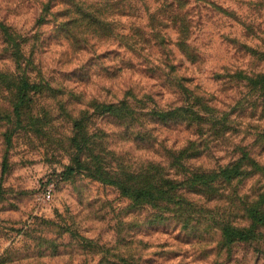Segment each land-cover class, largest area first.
<instances>
[{"label":"rangeland","instance_id":"rangeland-1","mask_svg":"<svg viewBox=\"0 0 264 264\" xmlns=\"http://www.w3.org/2000/svg\"><path fill=\"white\" fill-rule=\"evenodd\" d=\"M45 1L0 0V264H264V228L236 243L217 231L222 220L246 225L247 194L264 181L158 208L99 179L150 180L161 163L164 180H177L188 170L181 148L200 147L191 163L214 167L239 155L246 128L264 132V118H248L253 93L234 78L264 70V0H188L190 22L162 15L166 0H110L98 21L86 13L103 1L75 0L86 12L65 26L39 19ZM180 94L208 102L199 133L180 112L152 111ZM124 98L140 110L102 111ZM76 156L91 168L68 174Z\"/></svg>","mask_w":264,"mask_h":264},{"label":"trees","instance_id":"trees-1","mask_svg":"<svg viewBox=\"0 0 264 264\" xmlns=\"http://www.w3.org/2000/svg\"><path fill=\"white\" fill-rule=\"evenodd\" d=\"M107 6L106 9H102L98 6L88 7L90 9L86 16L89 14L93 20H97L104 17L109 11L111 6L108 4L110 0H101ZM175 2H181L176 8ZM188 0H166L168 9L161 13L164 16L171 17L172 13H177V16L181 17L184 22L188 21L189 14L185 12V6L188 5ZM84 5L82 2L75 0H46L43 2L39 10L40 20H47L53 18L60 25H66L70 21H76L78 17H82L83 13L79 10V6ZM87 9V10H88ZM86 12V9L84 10ZM103 11V12H102ZM12 32V33H11ZM182 35V41L186 43L189 39V28L184 26L180 31ZM4 34L7 38H12L13 31L11 28H6ZM20 50V48H19ZM20 52V51H19ZM234 78H240L245 86L250 89V93H253L252 101H246L250 113L248 118L253 121H260L264 118V70L244 73L243 71L237 72ZM136 96V95H134ZM148 97L147 94L143 95ZM208 102L201 96H195L193 99L188 96L180 94L177 105L170 106L167 109L157 108L153 109V113H156L161 119H167L176 112H180V115L176 118L180 123H187L196 126V132H200L202 126L201 121L208 120L203 116L204 106L206 107ZM262 106L260 116L255 119L257 114V108ZM102 111L109 115H127L132 116L140 110L134 103L130 102L127 98L119 100L118 102H103L100 104ZM243 103L239 102L233 112L229 113L227 122L231 124V116L238 113L241 110ZM202 116L204 118H202ZM204 123V122H202ZM234 121H232V124ZM207 124V123H205ZM212 124V123H211ZM220 129L214 127L218 132L222 130L220 122L213 123ZM259 128V125H257ZM257 126L248 127L243 132V139L241 146L239 147V155L234 150L229 153L230 159L225 164H218L214 167L206 166L201 163H191L192 160L199 158L203 152L200 147L196 148L195 153H190L188 147H183L179 150L181 167L187 168L180 174V178L177 180H164L165 170L161 168V163L157 165L155 175L149 180L137 178L134 181H127L119 178L103 179L104 182L116 185L124 195L129 196L134 202L143 205L155 206L158 208H164L166 206L179 205L185 207L190 202L187 195H194L198 197L210 198L213 191L217 186H223L225 183H236L243 179H251L257 183L264 181V164L261 156L264 152V132L257 131ZM252 128L253 133H250L248 129ZM231 127H227L223 133H233ZM72 165L68 166L67 173L72 174L80 169H90L86 159L76 156L72 160ZM161 168V169H160ZM147 171L142 170L138 173V176H143ZM184 201V203H180ZM242 220L246 225H236L232 221L222 220L217 227V231L221 234V239L226 243L245 242L255 237V229L264 228V183L259 187H255L247 194V203L243 208ZM254 232V233H253Z\"/></svg>","mask_w":264,"mask_h":264},{"label":"built area","instance_id":"built-area-1","mask_svg":"<svg viewBox=\"0 0 264 264\" xmlns=\"http://www.w3.org/2000/svg\"><path fill=\"white\" fill-rule=\"evenodd\" d=\"M48 197H49V198L51 197V192H50V191L48 192Z\"/></svg>","mask_w":264,"mask_h":264}]
</instances>
